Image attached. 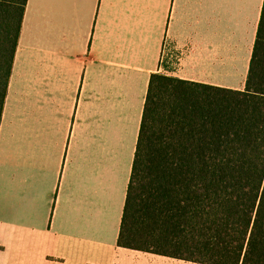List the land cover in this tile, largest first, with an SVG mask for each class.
Segmentation results:
<instances>
[{
    "label": "crops",
    "instance_id": "obj_1",
    "mask_svg": "<svg viewBox=\"0 0 264 264\" xmlns=\"http://www.w3.org/2000/svg\"><path fill=\"white\" fill-rule=\"evenodd\" d=\"M263 0H27L0 120V264H196L117 246L151 74L244 88Z\"/></svg>",
    "mask_w": 264,
    "mask_h": 264
},
{
    "label": "trees",
    "instance_id": "obj_2",
    "mask_svg": "<svg viewBox=\"0 0 264 264\" xmlns=\"http://www.w3.org/2000/svg\"><path fill=\"white\" fill-rule=\"evenodd\" d=\"M27 0H0V120ZM117 246L264 264V0L242 90L151 74Z\"/></svg>",
    "mask_w": 264,
    "mask_h": 264
}]
</instances>
